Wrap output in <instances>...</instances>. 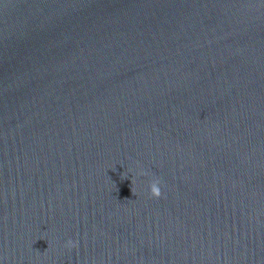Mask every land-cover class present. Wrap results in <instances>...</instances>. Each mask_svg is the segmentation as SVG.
I'll list each match as a JSON object with an SVG mask.
<instances>
[{
	"label": "water",
	"instance_id": "water-1",
	"mask_svg": "<svg viewBox=\"0 0 264 264\" xmlns=\"http://www.w3.org/2000/svg\"><path fill=\"white\" fill-rule=\"evenodd\" d=\"M0 264H264V0H0Z\"/></svg>",
	"mask_w": 264,
	"mask_h": 264
},
{
	"label": "clouds",
	"instance_id": "clouds-1",
	"mask_svg": "<svg viewBox=\"0 0 264 264\" xmlns=\"http://www.w3.org/2000/svg\"><path fill=\"white\" fill-rule=\"evenodd\" d=\"M149 189H150L151 197H153L155 199L161 198L162 192H161L160 182L158 180L150 183ZM131 191H132V194H134V190L131 189ZM68 247L72 248V247H75V245L71 241H69Z\"/></svg>",
	"mask_w": 264,
	"mask_h": 264
}]
</instances>
